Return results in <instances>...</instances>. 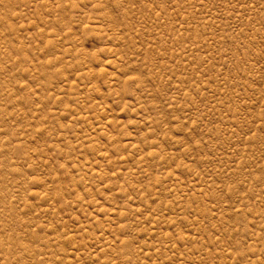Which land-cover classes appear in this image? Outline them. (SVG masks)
Listing matches in <instances>:
<instances>
[{
	"label": "rangeland",
	"instance_id": "1",
	"mask_svg": "<svg viewBox=\"0 0 264 264\" xmlns=\"http://www.w3.org/2000/svg\"><path fill=\"white\" fill-rule=\"evenodd\" d=\"M0 264H264V0H0Z\"/></svg>",
	"mask_w": 264,
	"mask_h": 264
}]
</instances>
